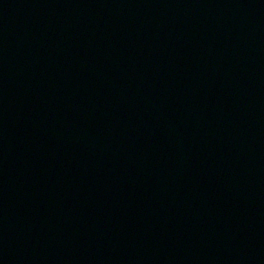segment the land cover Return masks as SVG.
Here are the masks:
<instances>
[{
    "label": "water",
    "instance_id": "1",
    "mask_svg": "<svg viewBox=\"0 0 264 264\" xmlns=\"http://www.w3.org/2000/svg\"><path fill=\"white\" fill-rule=\"evenodd\" d=\"M0 264H264V0H0Z\"/></svg>",
    "mask_w": 264,
    "mask_h": 264
}]
</instances>
